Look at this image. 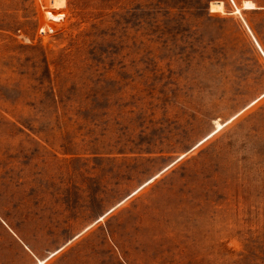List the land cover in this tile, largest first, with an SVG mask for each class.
Returning a JSON list of instances; mask_svg holds the SVG:
<instances>
[{"label": "rangeland", "instance_id": "374dc122", "mask_svg": "<svg viewBox=\"0 0 264 264\" xmlns=\"http://www.w3.org/2000/svg\"><path fill=\"white\" fill-rule=\"evenodd\" d=\"M244 1L0 0V264H264Z\"/></svg>", "mask_w": 264, "mask_h": 264}, {"label": "bare ground", "instance_id": "6f19581e", "mask_svg": "<svg viewBox=\"0 0 264 264\" xmlns=\"http://www.w3.org/2000/svg\"><path fill=\"white\" fill-rule=\"evenodd\" d=\"M257 6L255 5V3L253 2V1H251V0H246V1H244V3H243V8H249V9H252V8H256ZM237 10H239L240 11V8H237ZM221 126V124L220 123H218L217 124V127H220ZM44 262V260H41L40 262H39V264H41V263H43Z\"/></svg>", "mask_w": 264, "mask_h": 264}, {"label": "built area", "instance_id": "2783aa9c", "mask_svg": "<svg viewBox=\"0 0 264 264\" xmlns=\"http://www.w3.org/2000/svg\"><path fill=\"white\" fill-rule=\"evenodd\" d=\"M53 1H55V0H53ZM44 30V29H43Z\"/></svg>", "mask_w": 264, "mask_h": 264}]
</instances>
